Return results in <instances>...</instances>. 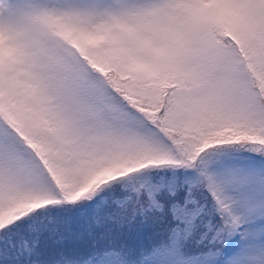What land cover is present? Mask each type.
<instances>
[{
	"label": "snow or ice",
	"instance_id": "obj_1",
	"mask_svg": "<svg viewBox=\"0 0 264 264\" xmlns=\"http://www.w3.org/2000/svg\"><path fill=\"white\" fill-rule=\"evenodd\" d=\"M0 264H264V0H0Z\"/></svg>",
	"mask_w": 264,
	"mask_h": 264
}]
</instances>
